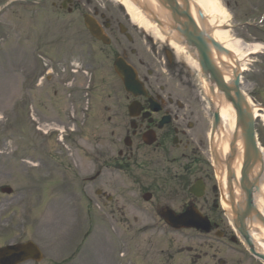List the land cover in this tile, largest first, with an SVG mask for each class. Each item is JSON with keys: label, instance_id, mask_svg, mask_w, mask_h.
<instances>
[{"label": "rangeland", "instance_id": "1", "mask_svg": "<svg viewBox=\"0 0 264 264\" xmlns=\"http://www.w3.org/2000/svg\"><path fill=\"white\" fill-rule=\"evenodd\" d=\"M91 1L90 8L98 7L99 3L101 9L105 6L108 16L128 22V17L120 10L122 8L118 9L113 0ZM219 2L230 15L228 27L224 28L234 38L246 44L264 43V22L259 28L242 25L245 21L260 19L264 13V2ZM25 7L22 3H14L0 12V189L8 186L13 190L10 196L0 194V247L14 242L33 241L44 256L39 264H259L256 260L252 259L251 262L247 257L244 259L230 252L224 244L212 243L207 237L168 230L153 217L150 206L139 200V189L130 181V177L106 175L103 184L108 187H101V184L93 187L90 194L92 201L87 205L82 201V191L76 189L77 178L74 179L73 171L81 180L90 173L89 157H94L92 152L110 148L114 119L105 125L102 110L103 106L110 107L108 114L111 116L115 108L112 100L106 98L105 91V95L101 91H91L98 95L96 104L92 107L89 123L78 122L77 138L73 135L60 142L56 134L45 136L37 130L32 117L48 124L41 127L43 131L55 125L72 126L64 119L63 111L71 107L72 96L69 97L67 91H75L77 88L72 87L79 84L76 81L72 86L71 83H64L71 79L67 74L62 79L46 81L42 88L32 87V82L36 71L41 69L35 58L43 55L53 38L56 43L51 46L55 45L53 54L57 57L55 63H58L54 64L55 67L68 66L69 58L63 60L59 48L64 47L62 42L78 20L74 21L76 15L65 16L51 9L31 13ZM140 42L137 36L132 43L137 51L134 56L151 61L152 54L144 53ZM262 52V56L250 57L247 72L243 74L242 89L262 110L256 130L264 148V49ZM141 63L144 65L145 62ZM189 69V86L182 91H195L200 97L195 80L197 72L191 67ZM79 78V81L86 82L84 76ZM75 99L83 106V97L77 96ZM202 105L200 103L190 108L193 111L191 120L196 128L192 146L186 152L195 145L201 149L198 145L200 142L203 144L202 158L207 162L206 146L204 140L200 139H204L209 117ZM184 149L182 147V152ZM195 155L192 150L191 159ZM42 162L45 168L35 167ZM64 167L74 175L66 171L68 176L65 178L62 172ZM208 168L206 164L203 172L208 173L209 181L215 184L213 173ZM176 181L170 178L169 186H166V191L173 193L167 199H171L170 207L173 206L175 211L181 204L180 194L176 195ZM98 188L112 195L114 193L113 202L97 198L94 191ZM207 201L202 199L198 202L204 207ZM165 203L169 205L167 201ZM205 210L211 215L208 205ZM86 231L89 234L85 237ZM73 240L79 248L68 263L62 257ZM239 258L241 260L236 263Z\"/></svg>", "mask_w": 264, "mask_h": 264}, {"label": "bare ground", "instance_id": "2", "mask_svg": "<svg viewBox=\"0 0 264 264\" xmlns=\"http://www.w3.org/2000/svg\"><path fill=\"white\" fill-rule=\"evenodd\" d=\"M119 3L121 6L125 8L130 19L134 24L139 26L141 29L145 31L152 32L158 39H165L158 28L152 25L146 16L140 11L133 1L131 0H114ZM139 2H144L149 4L153 8L155 14L161 19L165 20L168 18L166 13L162 10L158 9L157 0H138ZM190 13L193 16L194 20L197 23V30L199 27V32L201 28L204 31H208L210 36L218 43L222 48L228 53L227 55L219 54L213 48H210V58L212 60L213 65L220 73L224 82L227 84H231L234 80V76L236 72H243L246 70V66L248 64V57L253 54L260 53L261 48L263 46L261 44H253L242 48V44L238 39L232 38L231 34L228 30L223 29L224 26L227 25L229 16L226 10L221 6L219 0H189ZM202 12L204 16V21L200 23L197 11ZM171 47L176 51V53L184 57L187 64L193 67L198 75L197 82L199 83V88L203 96L207 97L212 106L215 108V111L218 112L220 117V127L214 138V145L217 152H221L222 156L228 152V137L233 133L236 126V115L233 107L230 103H223L222 96L216 93L215 96H210L208 94V86L209 81L205 79L199 72V67L196 61L188 56V52H186L185 48L178 46L177 44L170 42ZM212 98V99H211ZM248 104L252 107V114L254 117H258L257 111L258 108L254 106L250 100H248ZM235 133L237 136V142L235 143V151L236 157L234 163L231 165L232 171L236 176V180L240 177L241 171V155L243 153V140L241 138V130L240 127L235 129ZM261 158L264 164V150H261ZM259 171V165H257L251 174L252 176L256 175ZM217 178L220 182V186L223 191L225 189L226 180L223 174V177L220 178L217 173ZM131 182H135V178L131 177ZM233 194L236 196V203L243 202V195L240 192L238 185L233 186ZM255 204L258 209V212L261 218H264V179L262 185H260L259 192L255 194ZM222 208L225 211V214L230 219V206H228L225 202L222 204ZM250 236L255 246V250L258 253L264 255V228L262 223L256 222L253 223L252 220L248 221L247 224Z\"/></svg>", "mask_w": 264, "mask_h": 264}, {"label": "water", "instance_id": "3", "mask_svg": "<svg viewBox=\"0 0 264 264\" xmlns=\"http://www.w3.org/2000/svg\"><path fill=\"white\" fill-rule=\"evenodd\" d=\"M167 5L170 6L171 0L164 1ZM172 5V3H171ZM173 8V5H172ZM172 8H170L172 10ZM169 9V7H168ZM169 9V10H170ZM175 12H178V9L175 8ZM184 19L189 20L184 26L182 30L178 32L185 37L188 46L196 49L199 65L202 69V72L208 75L209 80L211 81V86L209 87V93L213 97L216 95L222 96L223 103H230L236 112V127H240L241 130V138L243 140V153H242V161H241V171H240V179L236 180L235 174L232 171L231 165L234 163L236 157L235 151V143L237 142V136L235 131L228 137V152L221 155V152L215 151V164L218 168L225 173L226 175V186L228 192V198L230 201L231 211L234 216L233 224L245 240L246 244L249 246L250 251L254 253L256 256L264 260V256L258 255L254 252L252 242L250 240V236L247 231L246 220H253L255 216L263 223L264 219L260 217V215L255 211L253 205V195L254 192L258 190L257 184L260 179V175L263 172L262 162L259 158L258 150L255 146L254 137H253V121L251 119V115L249 112V108L245 103L243 97L240 95L238 89V79H236L232 87L226 85L219 72L213 66L210 57L209 50L206 42L200 38L197 29L195 28L193 22L188 17L186 13L182 15ZM210 43L213 47L218 51H222V49L212 40ZM220 126V118L218 112L213 113V128H212V139L217 133ZM261 165L260 171L257 175L250 176L253 173L255 167L257 165ZM238 184L239 190L244 197V201L242 202V207L235 206V198L233 195V185ZM254 214V215H253ZM11 252H15L13 249L8 248L6 250L0 251L1 254H9Z\"/></svg>", "mask_w": 264, "mask_h": 264}, {"label": "flooded vegetation", "instance_id": "4", "mask_svg": "<svg viewBox=\"0 0 264 264\" xmlns=\"http://www.w3.org/2000/svg\"><path fill=\"white\" fill-rule=\"evenodd\" d=\"M52 5L54 6L55 3H52ZM166 101L162 102V111L164 113H174L173 115V119L175 122H178V115L174 112L173 107H176L177 111H179L178 109L182 110V107H178V103L177 101L175 103L172 102V97L173 95L170 93L169 95H166ZM142 108L144 109V112H147V106L143 105ZM156 125V124H155ZM153 123H149L147 122L143 117L138 116L135 119V130L132 132L133 134V138L136 140H140L141 136L144 134V132L149 131L151 129H155V126ZM172 134H174V131L170 130L169 128H165L162 132H159V134H157V139H158V144L157 147L154 148V151H159V154L163 155V156H167L168 151L166 149V147H163L169 140V138L172 136ZM140 144V142H139ZM158 146H160V148H158ZM138 147H137V151H138ZM123 160H125V157L123 158Z\"/></svg>", "mask_w": 264, "mask_h": 264}]
</instances>
